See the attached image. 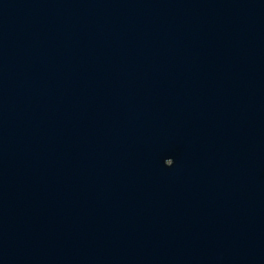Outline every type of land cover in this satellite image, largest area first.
<instances>
[{
	"label": "water",
	"instance_id": "95a60500",
	"mask_svg": "<svg viewBox=\"0 0 264 264\" xmlns=\"http://www.w3.org/2000/svg\"><path fill=\"white\" fill-rule=\"evenodd\" d=\"M0 264H264V0H0Z\"/></svg>",
	"mask_w": 264,
	"mask_h": 264
}]
</instances>
